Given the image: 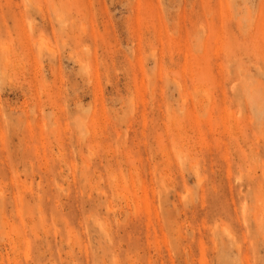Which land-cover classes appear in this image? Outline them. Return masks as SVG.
<instances>
[{
	"label": "rangeland",
	"instance_id": "1",
	"mask_svg": "<svg viewBox=\"0 0 264 264\" xmlns=\"http://www.w3.org/2000/svg\"><path fill=\"white\" fill-rule=\"evenodd\" d=\"M0 264H264V0H0Z\"/></svg>",
	"mask_w": 264,
	"mask_h": 264
}]
</instances>
